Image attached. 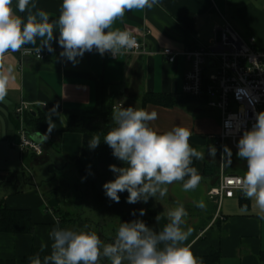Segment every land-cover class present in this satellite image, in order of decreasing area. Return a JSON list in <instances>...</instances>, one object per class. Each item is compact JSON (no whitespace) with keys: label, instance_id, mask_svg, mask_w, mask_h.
<instances>
[{"label":"crops","instance_id":"1","mask_svg":"<svg viewBox=\"0 0 264 264\" xmlns=\"http://www.w3.org/2000/svg\"><path fill=\"white\" fill-rule=\"evenodd\" d=\"M33 2L50 14V21L58 19L62 0ZM259 5L260 0H160L152 9L126 12L114 27L135 35L148 52L144 55L125 52L115 58L93 49L73 64L60 56L61 47L55 50L59 45L57 29L51 42L53 51L45 61H22L14 53L0 57V73L8 77L7 96L0 102V176L14 179L5 184L8 191H4L0 201L9 209L30 211L33 223L31 234L0 232V264H29V258L35 249L40 250L42 242L50 246L48 233L57 221L60 225L64 215L76 220L75 226L67 228L95 231L104 243L114 240L120 224H113L107 231L106 224L97 226L84 221L79 211L83 205L75 202L66 178L54 175L48 181L49 176L42 173L37 174L38 178L32 174L30 179H21V172L27 169L31 174L33 168L48 163H61L55 168L57 172L60 167L75 170V158L83 149V135L68 131L69 120L100 118L113 113V107L118 104L157 112V119L150 126L159 132L178 125L187 127L193 133L190 144L204 153L203 160L193 158L192 166L201 176L194 191H184L181 182L168 185L164 198H149L147 203H142L145 215L139 214L137 219L160 231L168 222L167 211L177 202L182 203L188 211L183 227L191 229L185 243L191 245L204 264H264V220L260 219L254 203L242 192L233 199H225L221 205L208 195L223 175L237 174L238 169L232 159L217 150L215 156L209 155L220 133L221 115L208 108L205 98L183 94L184 77L189 69L186 60L181 57L170 64L163 55L165 49L187 51L211 46L221 37L218 29L230 18L250 27L258 48L264 52V1ZM25 47L48 51L39 39L36 45ZM148 94L171 95L176 104L169 108L145 104ZM21 104L28 105L29 112L37 119L44 117L51 133V138L42 143V156L32 152L23 154L20 150L21 123L15 111ZM24 128L28 130L25 120ZM200 200L206 205L203 209L195 206ZM157 215L161 217L158 222ZM101 264L109 262L102 258Z\"/></svg>","mask_w":264,"mask_h":264},{"label":"clouds","instance_id":"2","mask_svg":"<svg viewBox=\"0 0 264 264\" xmlns=\"http://www.w3.org/2000/svg\"><path fill=\"white\" fill-rule=\"evenodd\" d=\"M159 4L160 0H62L59 17L53 22L33 0H16L15 5L13 0H0V57L9 52H28L24 46L36 45L38 39L52 52L57 29V42L63 49L60 56L73 64L93 49L117 57L135 48L137 41L130 31L114 27L116 22L126 12ZM25 12L26 17L18 14ZM36 51L40 53L41 47ZM7 83L8 77L0 73V102L7 96ZM157 116L155 111L133 106L121 105L113 110L115 127L104 134L103 142L124 166L109 165L114 179L105 182L103 189L111 201L119 203V193L127 191V203H147L149 198H164L167 186L176 182H181L186 192L199 186L201 176L192 164L193 158L203 160L204 153L190 144L192 131L178 125L159 132L150 126ZM100 142L101 136L93 134L88 147L95 149ZM237 149L238 158L246 161V171L235 186L254 203L264 220V111L256 113L255 123L243 131ZM225 151L231 155L227 146ZM209 155L215 156L214 148ZM195 206L206 207L203 200ZM143 215L145 210L140 209ZM187 216L184 205L177 202L167 211L168 222L162 230H154L141 219L121 222L111 243H104L95 231H76L61 227L57 221L48 233L50 246L42 242L29 264H101L102 258L109 264H204L185 243L191 234V229L183 227ZM160 218L157 215V222ZM46 250L47 254L41 256Z\"/></svg>","mask_w":264,"mask_h":264},{"label":"built area","instance_id":"3","mask_svg":"<svg viewBox=\"0 0 264 264\" xmlns=\"http://www.w3.org/2000/svg\"><path fill=\"white\" fill-rule=\"evenodd\" d=\"M218 31L221 33L220 39H215L209 47L187 51L165 49L163 55L170 64L176 63L181 57L188 63L183 94L205 98L208 108L220 113L221 128L214 148L221 155H226L225 146L238 151L237 143L243 131L250 129L255 123L256 113L264 111V52L258 48L255 38L252 37L246 42L227 21ZM135 38L136 47L126 53L148 54L144 45L136 36ZM24 48L29 51L9 53L18 54L22 61H45L50 54L49 51L41 50L38 53L36 49L25 46ZM58 48L59 45L55 50ZM121 105L124 107V104H118L113 110ZM15 112L21 123V152L42 156L43 144L32 140L31 132L24 128L29 106L21 104ZM41 135L45 141L51 138L49 132ZM240 177L223 175L219 185L209 191V197L219 205L225 199H233L236 193L240 192L235 186Z\"/></svg>","mask_w":264,"mask_h":264},{"label":"trees","instance_id":"4","mask_svg":"<svg viewBox=\"0 0 264 264\" xmlns=\"http://www.w3.org/2000/svg\"><path fill=\"white\" fill-rule=\"evenodd\" d=\"M191 30L189 28V31ZM148 103L167 108L173 107L176 104L173 96L163 94L146 95L145 104ZM18 121L15 119L16 128L19 129L20 124ZM25 124L29 133L46 134L48 132L44 117L37 119L31 112L26 113ZM67 127L69 132L83 135V149L81 153L76 156L74 167L78 178L81 179L82 183L84 184V190H82L84 197L88 195L89 197H92L91 194H95L98 206L100 209L107 210L106 213L108 214L106 215L108 216L115 213L116 215H128L129 213L132 215L135 213V216L132 219H127V222L137 219L140 214V209L143 202H138L135 204L127 203L126 201L128 193L125 191L123 193H119L120 202L116 203L106 197L105 191L103 189V184L105 182L114 179V174L110 171L109 165L115 164L118 167L124 166L121 161L112 155V149L103 142L104 134L110 128L115 127V124L112 120V112L107 113L100 118L74 117L69 120ZM93 134H99L101 136V142L95 149H90L88 144ZM75 224L76 220L70 219L66 215L60 218L61 227H67L68 225L75 226ZM32 231L33 223L31 220L30 211L12 210L5 205L4 201H0L1 233L23 235L31 234ZM38 252L39 250L35 249L33 253L35 255ZM213 256L211 255V257Z\"/></svg>","mask_w":264,"mask_h":264},{"label":"rangeland","instance_id":"5","mask_svg":"<svg viewBox=\"0 0 264 264\" xmlns=\"http://www.w3.org/2000/svg\"><path fill=\"white\" fill-rule=\"evenodd\" d=\"M264 0H260V5L262 6ZM232 28L246 41L248 42L250 38H255V35L250 27H248L244 22L237 23L232 18L228 20ZM225 24V22H224ZM228 149H231L228 146ZM237 151L231 149V155L229 156L228 152H226L227 158H230L233 160V163H236L238 165L237 174L238 176H243L244 172L246 171V161L238 158L236 155ZM56 165V167H54ZM61 163H48L46 165H40L31 170V174H29L25 170H21L22 166H20L21 172V179L28 178L32 176V174L35 176V178H38V175H41L43 173L44 176H49L48 181H52L54 179V175L61 176L67 179L68 183L70 184V187H72V195H74L75 202H79L83 205L82 210L79 209L80 212H82L81 218L86 222H91L97 226L106 224L107 225V231L112 227L113 224L117 223L120 224L121 222H127V219H132L135 215H131L130 213L128 215H116L115 214H109L110 216L106 215L107 210L100 209L98 206L97 198L95 194H91L92 197L86 196L84 197V193L82 190H84V184L82 183L81 179L78 178L76 175V172L74 169H66V167H60V171H56L55 168L57 166H60ZM49 167V168H48ZM50 173H49V171ZM66 169V170H65ZM65 170V171H64ZM64 172V173H63ZM62 174V175H61ZM37 176V177H36ZM13 178H9L7 176H0V198L3 195L4 191H8V189L4 188L7 185L6 183L14 182ZM3 185V186H2ZM91 198V199H89ZM81 207V206H80ZM84 211V213H83ZM77 212V211H76ZM81 214V213H78Z\"/></svg>","mask_w":264,"mask_h":264},{"label":"water","instance_id":"6","mask_svg":"<svg viewBox=\"0 0 264 264\" xmlns=\"http://www.w3.org/2000/svg\"><path fill=\"white\" fill-rule=\"evenodd\" d=\"M31 139L34 140L35 142L42 144L44 142L43 136L38 133H34L31 135Z\"/></svg>","mask_w":264,"mask_h":264}]
</instances>
